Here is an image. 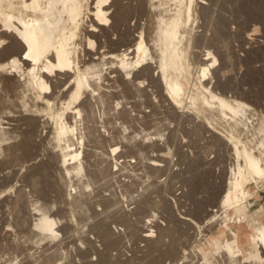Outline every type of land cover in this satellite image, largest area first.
Masks as SVG:
<instances>
[{"label": "bare ground", "instance_id": "1", "mask_svg": "<svg viewBox=\"0 0 264 264\" xmlns=\"http://www.w3.org/2000/svg\"><path fill=\"white\" fill-rule=\"evenodd\" d=\"M223 1L0 0V264H137L140 256L142 264H264V205L253 212L250 200L264 184V76L249 68L250 104L238 98L239 82L228 95V62L222 58L225 72L211 77L216 50L197 45L208 43L218 21L213 6ZM194 19L202 33L193 51ZM252 28L247 45L238 29L249 49L258 40ZM201 143L210 148L193 156L192 167L227 161L230 175L221 199L204 166L183 178L192 206L182 214L166 194L175 156ZM115 220L146 242L143 254L116 257L121 247L113 256L126 236L111 228ZM216 224L221 230L207 234Z\"/></svg>", "mask_w": 264, "mask_h": 264}, {"label": "rangeland", "instance_id": "2", "mask_svg": "<svg viewBox=\"0 0 264 264\" xmlns=\"http://www.w3.org/2000/svg\"><path fill=\"white\" fill-rule=\"evenodd\" d=\"M224 1H226L225 3H223ZM223 2H222V4L221 3H219V4H217L216 6H218L217 8H216V6L214 5L213 6V8H215V10H219L220 8H221V5H222V10L220 9L219 10V12L217 13V11L215 12V14H216V17H215V20L216 19H218V21H214V24H213V26H211L212 27V29L214 30V29H216L217 27H219L220 25H222L221 26V28H220V30L217 28V30H218V32L217 31H215L214 30V32H213V34H212V29H210V28H208V29H210V33H207V34H209V36H210V38H209V41H208V43H205V44H202V43H200L201 44V46H200V44H199V42L197 43V45H199V48H200V51L201 50H206V48H207V50H209L210 49V51L213 53L215 50V52L213 53L217 58H218V62H217V64L214 66V68H212L211 69V75H213V70L214 69H219L221 72L220 73H224L225 72V70L226 69H229V70H226L227 71V73H224L225 74V80H227L228 82L230 81V79H231V81L229 82V84H230V86H231V91L229 90L228 91V95H233V93H232V88H236V85H237V83L239 82L240 84V86H238L237 85V88L235 89L236 90V92H237V94H239L240 93V95H238L239 97V99L241 98L242 100H244L246 103H248V104H250L251 103V101H250V98H248L249 96L248 95H246V92H247V90L249 89V84H247V82H246V80H247V77H249V75H248V72L250 71L249 70V68L253 71V72H255L254 74H255V76H256V78L257 77H260V75H263L264 76V64H263V62H264V49H262V46H263V48H264V42H262L263 40H264V23L262 22V21H264L263 19V15H264V7H263V5H264V0H263V2H260L259 0L257 1H255V0H251V1H248V0H231V3H230V0H224ZM254 1V2H253ZM250 3L252 4V3H254V4H252V6H250V8H249V5H250ZM262 3V4H261ZM226 4H228V5H226ZM257 4H259V7H258V5ZM220 5V6H219ZM224 5V6H223ZM231 5V6H230ZM232 5H234V6H232ZM248 5V6H247ZM255 5H257V7H255ZM262 5V6H261ZM227 6H229L230 7V10H228L229 8H227L226 9V7ZM240 6V7H239ZM244 6V7H243ZM220 7V8H219ZM224 7V8H223ZM232 7H234V8H232ZM248 7V8H247ZM262 7H263V9H262ZM242 8V9H241ZM244 8L245 9H247V10H245L244 11ZM227 10V11H225V10ZM240 9L242 10V11H240ZM252 9V10H251ZM232 10V11H231ZM235 10V11H234ZM238 12H237V11ZM249 10V11H248ZM257 10H260L259 12L257 11ZM253 11V12H252ZM224 12H225V15H224ZM231 12H232V14L234 15V13L233 12H235V14H236V19H235V15H234V18H233V15L231 14ZM249 12H251V13H253V14H250ZM263 12V14H261V13ZM221 13V14H220ZM238 13L242 16V19H241V16L239 15V17H238ZM248 13V14H247ZM214 14V15H215ZM246 14V15H245ZM258 14H259V16H258ZM217 15L221 18V16H223L222 18H221V20L223 21H221L220 20V18H218L217 17ZM243 15H245L244 17H243ZM247 15H250V16H248L247 17ZM253 15V16H252ZM229 16H231V18L233 19H231ZM255 16V17H254ZM227 17V19H225ZM246 17H247V19H246ZM253 18H255L254 19V21L256 20V22L254 23V21H252V19ZM225 19V20H224ZM245 19V20H244ZM258 19V20H257ZM261 19V20H260ZM201 21V19H194L193 20V32H192V36H193V42H192V44L193 45H191V50H193V49H195L196 50V48L198 47H195V45H196V42H197V39H198V37H197V34L199 35V31L202 33V28L200 29V25H202V21H201V23H200V21ZM220 20V21H219ZM226 20H227V22H226ZM230 20H231V22H230ZM236 20V21H235ZM241 20V21H240ZM249 20H250V22H249ZM197 21V23H195ZM228 21L230 22V24L231 25H229L228 24ZM243 21V22H242ZM257 21H261V23H259V22H257ZM220 23V25H219V23ZM224 22H226L225 24H224ZM234 22V23H233ZM237 22V23H236ZM249 22V23H248ZM222 23V24H221ZM245 23V28L246 29H244L243 27H244V24ZM246 23H248V25L246 24ZM250 23H252V24H250ZM199 26H198V25ZM241 24V25H240ZM253 24H254V26H255V24H257L256 26H258V27H254L253 26ZM261 24V25H260ZM217 26V27H215V26ZM219 25V26H218ZM226 25V26H225ZM228 25V26H227ZM235 25V26H234ZM253 26V28H252V26ZM229 26L231 27L230 29H229ZM240 26L243 28V30H245V31H243L242 30V28H240ZM248 26V27H247ZM259 26H260V30H259ZM202 27V26H201ZM226 27V31H224V29L223 28H225ZM236 27H239L238 29H241L240 31L243 33V35L241 34V36L243 37V42H242V37L240 36V32H239V30L238 29H236ZM195 28V29H194ZM228 28V29H227ZM234 28H235V32L237 31V33L239 32V34H237V39L235 38V36H236V34H235V32L233 31L234 30ZM249 28V29H248ZM250 28H252L251 30H254V32H253V38L256 36V38L258 39L257 40V42H255L256 41V39H254L253 41H252V44H249V46H251V48L249 49L247 46V48L245 47V45L244 46H241V45H243L244 43H245V41H244V35L246 36L248 33V31L250 30ZM199 31H198V30ZM208 29H206V31H208ZM224 31V34H223V31ZM229 30V31H228ZM247 30V31H246ZM258 30L260 31V32H258ZM205 31V32H206ZM231 31H232V34H233V36L230 34L231 33ZM194 32H196V34L194 33ZM215 32H216V35H215ZM219 32H221L220 34H219ZM226 33H227V37H226ZM245 33H247V34H245ZM250 34H252V32H249ZM149 36H151V31H149ZM211 34V35H210ZM196 35V36H195ZM214 37H213V36ZM219 35V36H218ZM263 35V36H262ZM208 36V35H207ZM226 38H225V37ZM228 36H229V39H228ZM241 37V40H239L240 39V37ZM197 37V38H196ZM218 37H219V41H218ZM222 37V38H221ZM233 37V38H232ZM231 38V39H230ZM213 39H214V41H213ZM150 40H151V38H150ZM213 41V42H210V41ZM226 40H229V41H227V43H228V45H226V46H223L222 44H221V42H223L224 43V41H225V43L224 44H227L226 43ZM233 40H235V41H233ZM216 41V42H215ZM232 41V42H231ZM230 42V43H229ZM243 44H242V43ZM254 42L257 44H255V47H254ZM262 42V44H259V43H261ZM213 43H214V45H213ZM217 43V45H215ZM219 43H220V45H219ZM235 43V44H234ZM231 44V45H230ZM238 44V45H237ZM246 44V43H245ZM208 45V46H207ZM212 46V47H210V46ZM247 45V44H246ZM258 45L260 46V48L258 47ZM262 45V46H261ZM202 46H204V48L202 47ZM217 46V47H216ZM221 46V47H220ZM223 46V47H222ZM228 46V48L229 49H226V47ZM230 46V47H229ZM233 46V47H232ZM237 46V47H236ZM240 46V47H239ZM209 47V48H208ZM215 47V48H214ZM242 47V48H241ZM257 47V49H258V51H257V49H256V52L254 53L253 51H255V49H253V48H256ZM220 48H223V50H224V48H225V53H224V51L223 50H220ZM243 48H244V50H243ZM247 49V51H250V53H251V51H252V53H251V55L253 56V58H251V55H250V53L248 52L247 53V51H246V49ZM218 49V50H217ZM235 49V50H234ZM199 50V49H198ZM229 50V52L227 53V51ZM240 51V52H238V51ZM263 51L262 53H261V51ZM194 51V50H193ZM218 51H220V52H218ZM239 53H237V52ZM245 51V52H244ZM219 53H220V55H219ZM223 53V54H222ZM231 53H232V55H231ZM236 53V55H234ZM241 53V54H240ZM253 53H254V55H256V56H254L253 55ZM260 53V54H259ZM228 54V55H227ZM244 54V55H243ZM222 56L223 55V57H219V56ZM231 57H230V56ZM234 55V56H233ZM241 55H242V58H241ZM261 55L263 56V57H261ZM236 56H238V58L236 57ZM246 56V57H245ZM258 56H260V57H258ZM228 57H230L229 58V60L231 61V62H229V60L227 61V58ZM245 57V58H244ZM250 59H252V60H249V58ZM222 58L225 60V62H228V64L226 63V65L225 66H227V68L225 67V66H223L224 64H225V62H223L222 63ZM234 60H233V59ZM237 58V59H236ZM242 59V63H240L239 61ZM255 60V63H252V66L250 65L251 63H249L248 61H250V62H254V60ZM239 60V61H238ZM246 60H248V61H246ZM238 61V62H237ZM246 62V63H245ZM258 62V63H257ZM218 63H221V64H218ZM231 63V64H230ZM235 66V68H234V70H236V71H232L231 69H233V68H229V67H234L233 65ZM236 64H237V66H236ZM240 64V65H239ZM246 64H248V69L247 70H245L246 68H245V65ZM258 64V65H257ZM231 65V66H230ZM241 65H242V67H241ZM218 66H221V67H218ZM222 67H224V68H222ZM238 67H239V69L241 70V69H243L244 68V70L242 71V72H239L237 69H238ZM252 67V68H251ZM226 68V69H225ZM223 69H224V71H223ZM259 71H258V70ZM257 70V71H256ZM194 71H196V70H194ZM228 71H230V72H228ZM238 72V73H237ZM195 73V72H194ZM232 73V74H231ZM234 73V74H233ZM247 74V75H246ZM210 75V76H211ZM228 75V76H227ZM230 75V76H229ZM237 75V77H234V76H236ZM246 75V76H245ZM210 76H208L209 78H210ZM233 77V79H232V77ZM263 76H261V78L263 77ZM211 77H214V75L213 76H211ZM240 77H242V78H240ZM235 78V79H234ZM237 78V79H236ZM214 80H213V83L215 82V80H216V78H213ZM209 80V79H208ZM237 80V81H236ZM236 81V82H235ZM233 82V83H232ZM242 82H244V83H242ZM246 82V83H245ZM235 83V84H234ZM232 84V85H231ZM245 84V85H244ZM235 85V86H234ZM243 86H244V88H245V86H246V88H245V90L246 91H243ZM248 88V89H247ZM217 91H215L216 93L218 92V94H221L222 92H223V90L221 91V89L220 88H215ZM237 89H239L238 91H239V93H238V91H237ZM234 90V91H235ZM242 90V91H241ZM233 91V92H234ZM230 92V93H229ZM235 94V93H234ZM243 95H245V96H242ZM241 96V97H240ZM249 101V102H247V101ZM170 124H172V123H170ZM170 124H168V125H170ZM174 124H176V123H174L173 122V127H175V125ZM170 126H172V125H170ZM169 126V130L172 132V130L170 129V128H172V127H170ZM172 129H174V128H172ZM168 131V127H166V132ZM170 131L169 132H167L168 134H170ZM184 145H188L187 143H183ZM206 145V144H205ZM193 145H191L190 147L189 146H184V149L187 151V154L189 155H187L186 156V158H187V160H186V158H184V159H178V160H176L178 157L177 156H175L176 157V159L174 160V164H173V167H175L174 169H173V173H176L175 174V177H173V178H171L172 180H175V181H170L169 180V185H171L172 187H176V188H174V191L173 190H171L172 188H171V186H169V189H167V191H166V194L168 193V197L170 198V200H171V202H172V204L173 205H175V203H176V205H177V207L179 206V207H181L180 209H179V207H178V209H179V211L182 213L183 211L184 212H186L187 210H191L189 207L190 206H192V201H190L187 197H186V190L188 189V187H187V185L186 184H184V182H183V178L185 179V178H188V179H190L191 177L193 178V176H195L196 174H198V171H199V173L200 172H203V169L204 168H206V171H210L209 173H211V174H213V175H211L212 177V182H215V185L216 186H219V187H217L218 188V194H219V196H218V198H220L221 196H223L224 194H223V192H221V188H223V183H225V180H227V178L229 177V171H227L228 170V164H227V161L225 162H219V164H218V162L217 163H215L214 161V159H210V165L208 164V162H207V165L206 164H203V166H204V168H203V166H201V168L199 169V168H195V166H193L192 167V165H191V162L190 161H192V159L197 155L196 153H198V151H204V150H207V149H209L210 147H208L207 145L205 146V148H204V144L203 143H201V144H198V145H195L194 144V146L192 147ZM198 147H199V149H198ZM208 147V148H207ZM190 149V150H189ZM194 149L196 150V151H194ZM203 149V150H202ZM167 150H170V148H167ZM209 151V150H208ZM191 152V153H190ZM193 154V155H192ZM195 154V155H194ZM194 156V157H193ZM190 158V159H189ZM189 159V160H188ZM184 160H186V161H184ZM199 162H202V163H205V161H199ZM177 163V164H176ZM214 164V166H212L213 164ZM188 164V165H187ZM216 164V165H215ZM218 164V165H217ZM190 165V166H189ZM182 166V167H181ZM188 166V167H187ZM187 167V168H186ZM191 167V168H190ZM211 167V168H210ZM195 168V169H194ZM208 168V169H207ZM217 168V169H216ZM223 168H225V169H223ZM192 169V170H191ZM196 169H198L197 171H196ZM185 170V171H184ZM212 170V171H211ZM221 170V171H220ZM223 170H225V172H222ZM175 171V172H174ZM189 172V173H188ZM214 172V173H213ZM229 174H227V173ZM178 174V175H177ZM190 174H192V175H190ZM228 175V177H227V175ZM183 175V176H182ZM181 178H180V177ZM217 176V177H216ZM219 176V177H218ZM216 177V179H215V181H214V178ZM165 178V177H164ZM217 178H219V179H217ZM223 178H225V179H223ZM176 179H178V180H176ZM182 180V181H181ZM217 181V182H216ZM175 182V183H174ZM180 182V183H179ZM221 182H223L222 184H221ZM172 183V184H171ZM253 182H249L248 184H247V187H250L251 185V187H253L254 185H255V183H253ZM175 186H174V185ZM179 184H181V185H179ZM250 185V186H249ZM264 186V184H260L258 187H256V188H253V190L251 191V192H253L252 193V195L250 196V200L251 201H255V206L253 207V212H257L258 210H261L262 209V206L264 205V188H263V186ZM178 186V187H177ZM260 186H261V188H260ZM182 188V189H181ZM184 188V189H183ZM220 188V189H219ZM181 189V190H180ZM175 190H176V192H175ZM256 190H258V191H256ZM170 191H172V192H170ZM180 191V192H179ZM173 192H175V196H174V193ZM185 192V193H184ZM219 192H221L222 193V195H221V193H219ZM169 193H171V194H169ZM181 193V194H180ZM177 194V195H176ZM171 195V196H170ZM203 195V196H202ZM206 195H207V192H205V190H202L199 194H198V197H200V199H205L206 198ZM177 196H178V198H177ZM202 196V197H201ZM254 196V197H253ZM181 197V198H180ZM205 197V198H204ZM173 198V199H172ZM186 198V199H185ZM222 198V197H221ZM220 198V199H221ZM174 199L176 200V201H174ZM179 199H181L182 201H180ZM187 199H188V202H187ZM174 201V202H173ZM181 202H183V206L181 205V204H179V203H181ZM188 204H190V205H188ZM132 206H129V208H131ZM175 207V206H174ZM157 207H155V209H156ZM209 208H211V206H209ZM154 209V211L156 212V213H158L159 214V216L161 215V213H160V209H158L157 208V210H155ZM183 211H182V210ZM159 210V211H158ZM174 210L176 211L177 209L176 208H174ZM177 212V211H176ZM187 212H189V211H187ZM203 213V212H202ZM183 214V213H182ZM205 215V213L204 214H202L201 216H200V218H202L203 216ZM258 216L259 215H261V213H259V214H257ZM134 216V215H133ZM135 217V216H134ZM161 222H162V220L164 221V222H166L163 218H161V219H159ZM224 220H225V218H224ZM160 221H158V219H157V221H154L153 222V225L155 224V225H157V227L158 226H160V225H162L161 223H160ZM118 223V221L117 220H115V223H114V221H113V223H111L112 225H113V227H111V228H114L113 230H115L114 232L116 233L117 231L120 233H117L116 235H118V236H122L121 238H123V236L124 235H126L125 237H124V241H126V243L128 242V243H130V244H128L127 245V247H130V248H127L125 245H126V243L123 241V239H122V241L123 242H121L118 246H120V247H116V248H114L112 251L114 252H112V254H114L113 256L115 257V254H117V252L119 253V251H117V250H120L121 249V247H122V249L124 248V246H125V248L124 249H127V251H129V254L127 253V251L125 252L124 250H123V252L120 250V253L119 254H117L116 255V257H119L120 256V254L122 255L121 257L123 258V254H124V257H125V259L126 260H129V256L131 255V258H133L132 256V253L134 254V256L136 255V254H138V252H139V249L140 250H144L143 248H145L144 246L146 245L145 243V241H143V240H141V238L139 239V235H135L134 233H130V232H132V231H130V229H128L129 227H128V225L127 226H124L123 224V221H119V224H117ZM221 222H223V219H221L220 220V223ZM114 224H115V226L116 227H118V228H115V226H114ZM122 224V225H121ZM126 224V223H125ZM160 224V225H159ZM111 225V226H112ZM117 225H119V226H117ZM153 226L154 227V229H157V228H155L156 226ZM122 226V227H121ZM220 226V225H219ZM219 226H217V224H216V227H215V225L212 227V228H208L207 230H209V231H207V234L208 233H210L211 235H215V234H217L220 230H221V228L219 227ZM126 227H127V230H126ZM188 228H190L191 229V227H188ZM122 229V230H121ZM190 229L188 230L187 229V231H188V233H190V232H193L194 231V229H191L192 231H190ZM117 230V231H116ZM121 230V231H120ZM125 231V232H124ZM129 231V232H128ZM137 231H140L141 232V230H138L137 229ZM190 231V232H189ZM123 232V234L121 235V233ZM128 232V233H127ZM139 233V232H138ZM205 233V232H204ZM129 234H132V235H134L135 237L137 236V238L140 240L139 241V243H138V240H136V238L134 237V236H132V235H129ZM194 234V233H193ZM190 235H192V233H190V234H188L187 236H188V242H187V239L185 240V242H184V244L186 245V244H188V247H191V245L193 246L194 244H196V241H193L194 239H192L191 238V236ZM131 236V238L129 239V237ZM192 236H194V235H192ZM135 239H134V238ZM204 238H205V236H203ZM200 238L199 239V242L198 243H201V242H203L204 241V238ZM128 238V239H127ZM168 238V239H167ZM167 238H165V242L166 243H169L167 240H169L170 241V238L169 237H167ZM195 238V237H194ZM129 240V241H127V240ZM132 239V241H130ZM134 240H136V241H134ZM189 240H192V241H190L189 242ZM140 242L142 243V244H140ZM192 242V243H191ZM124 243H125V245H124ZM131 243H135V247H134V250H133V244H131ZM102 243L101 242H97V245H99L100 246V248H102L103 246L101 245ZM138 244V245H137ZM145 244V245H144ZM130 245V246H129ZM140 245H142V246H140ZM98 246V247H99ZM102 246V247H101ZM138 246V247H137ZM142 247V248H140V247ZM137 247V248H136ZM118 248H120V249H118ZM117 249V250H116ZM132 249V250H131ZM136 249V250H135ZM138 251V252H137ZM142 251H140L139 252V255L140 254H143V252ZM119 255V256H118ZM129 255V256H128ZM121 257H119V258H121ZM128 258V259H127ZM140 258V261H138V258L136 259V262L135 263H137V264H142V263H139V262H144L143 260H144V257H139ZM167 261V260H166ZM253 264H255V263H253Z\"/></svg>", "mask_w": 264, "mask_h": 264}, {"label": "snow or ice", "instance_id": "3", "mask_svg": "<svg viewBox=\"0 0 264 264\" xmlns=\"http://www.w3.org/2000/svg\"><path fill=\"white\" fill-rule=\"evenodd\" d=\"M102 22H105V23H106L107 21H102ZM3 45H4V42H3V41H0V47H2ZM27 58H29V59H30V58H31V56L29 55Z\"/></svg>", "mask_w": 264, "mask_h": 264}]
</instances>
